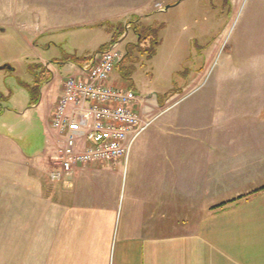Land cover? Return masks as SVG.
<instances>
[{
	"label": "crops",
	"instance_id": "1",
	"mask_svg": "<svg viewBox=\"0 0 264 264\" xmlns=\"http://www.w3.org/2000/svg\"><path fill=\"white\" fill-rule=\"evenodd\" d=\"M51 1L74 13L73 28L103 29L131 13L125 0ZM89 56L70 63L75 75ZM47 68L41 88L54 78ZM140 103L144 120L176 105ZM178 119L142 132L126 162L78 166L58 180L12 144L0 148V264H264V122L205 150L197 124Z\"/></svg>",
	"mask_w": 264,
	"mask_h": 264
},
{
	"label": "rangeland",
	"instance_id": "2",
	"mask_svg": "<svg viewBox=\"0 0 264 264\" xmlns=\"http://www.w3.org/2000/svg\"><path fill=\"white\" fill-rule=\"evenodd\" d=\"M145 1L125 0L122 9L131 13L98 29L73 28L74 13L51 0H0V148L12 144L44 163L53 180L46 106L59 97L64 78L75 75L70 63L110 47L119 24L124 35L116 49L130 56L111 80L131 85L142 104H176L150 120L146 132L180 117V124H197L203 149L222 150L224 133L256 131L264 122V0H152L146 12L134 13ZM47 67L54 78L31 104L25 87L37 74L51 78Z\"/></svg>",
	"mask_w": 264,
	"mask_h": 264
},
{
	"label": "built area",
	"instance_id": "3",
	"mask_svg": "<svg viewBox=\"0 0 264 264\" xmlns=\"http://www.w3.org/2000/svg\"><path fill=\"white\" fill-rule=\"evenodd\" d=\"M117 46L91 54L76 75L63 80L45 126L53 140V180L78 166L126 162L132 143L150 122L141 117L135 92L111 80L123 58Z\"/></svg>",
	"mask_w": 264,
	"mask_h": 264
},
{
	"label": "trees",
	"instance_id": "4",
	"mask_svg": "<svg viewBox=\"0 0 264 264\" xmlns=\"http://www.w3.org/2000/svg\"><path fill=\"white\" fill-rule=\"evenodd\" d=\"M116 27L117 28L115 29V32H114V35H113V40L111 41V44H114L115 42H117V40H119L121 38V36H123V34H124V30L121 28L120 24L118 26H116ZM144 30H146V29L145 28L142 29V31H144ZM142 37L143 36L141 34H138V38L139 39L143 40ZM129 56H130V53L126 52V54L123 56L121 61L116 65V67L119 66L126 59V57H129ZM116 67H115V69H116ZM35 77L36 78H35L34 84L32 86L25 87L26 91H27V93L29 95V102L31 104H35V103L38 102L39 90L41 89L43 84H45L46 82H48L50 80V76H48L47 72H43L41 74H37ZM123 78H125V76H123ZM128 87L132 88L131 85H128Z\"/></svg>",
	"mask_w": 264,
	"mask_h": 264
},
{
	"label": "water",
	"instance_id": "5",
	"mask_svg": "<svg viewBox=\"0 0 264 264\" xmlns=\"http://www.w3.org/2000/svg\"><path fill=\"white\" fill-rule=\"evenodd\" d=\"M119 42H121V40L119 41ZM1 69V68H0ZM2 69H10V67L9 66H4V67H2Z\"/></svg>",
	"mask_w": 264,
	"mask_h": 264
}]
</instances>
